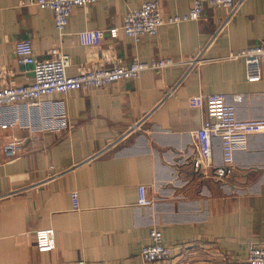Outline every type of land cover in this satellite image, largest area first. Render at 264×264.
Listing matches in <instances>:
<instances>
[{
	"label": "crops",
	"instance_id": "crops-1",
	"mask_svg": "<svg viewBox=\"0 0 264 264\" xmlns=\"http://www.w3.org/2000/svg\"><path fill=\"white\" fill-rule=\"evenodd\" d=\"M35 1L0 0V69L11 72L4 82L31 79L30 68L14 61L16 42L29 40L37 61L49 59L58 42L51 15ZM146 1L107 0L74 9L59 46L69 57L66 73L127 65L134 58H170L174 66L60 97L65 131L0 130V264H140L152 228L174 249L171 264H233L250 247H264V135L250 137L246 150L235 153L229 176L205 178L192 167V134L204 114L187 104L198 94L241 95L238 120H264V63L262 79L248 83L241 61L223 60L264 38V0H243L222 29L224 10L204 5L201 20L163 26L136 46L122 32L98 48L79 44L78 32L118 28L129 10ZM157 1L166 17L191 8L190 0ZM139 122L138 131L117 141ZM13 138L23 141V151L8 159L3 147ZM212 152L218 165L216 140ZM139 185L147 188L151 206L137 204ZM49 228L55 249L40 254L35 232Z\"/></svg>",
	"mask_w": 264,
	"mask_h": 264
},
{
	"label": "built area",
	"instance_id": "built-area-1",
	"mask_svg": "<svg viewBox=\"0 0 264 264\" xmlns=\"http://www.w3.org/2000/svg\"><path fill=\"white\" fill-rule=\"evenodd\" d=\"M104 1L107 0L35 1L38 9L51 15L58 42L49 51L50 58L45 61L35 60L29 40L15 43L14 61L19 66L30 68L31 79L24 84L4 82L11 72L0 69V130L18 128L37 134L65 131L69 128V122L64 100L61 98L69 93L79 90H103L120 81L135 80L143 71L160 72L175 65L170 58L160 57L148 62L134 58L127 65L117 63L109 68L102 65L82 69L76 75L68 76L66 70L70 65L69 57L59 47L62 37L65 36L68 19L74 9ZM190 2L191 8L188 13L166 17L157 0H148L138 8L129 10L124 15L120 27L83 30L76 36L81 46L98 48L104 38L114 41L119 32H122L136 46L144 37L155 38L163 26H178L184 22L201 20L204 5L224 10L225 15L219 26V29H222L233 19L243 0H190ZM201 53L185 64L186 70L198 63ZM223 60L241 61L246 82H259L262 79L264 63V38L255 45L228 52ZM104 61L110 62V59L105 58ZM183 77L184 75L173 90ZM241 100V95H234L229 100L225 94H198L188 98V107L200 110L204 114L200 127L192 134L194 148L192 167L205 178L221 181L229 176L234 169L235 153L246 150L250 137L264 135V120H238L236 104ZM139 128L140 122L128 128L117 141L138 131ZM215 140L219 144L221 154L218 165L214 163L212 152ZM117 141L106 148H112ZM22 151L23 141L16 138L8 141L3 147L4 156L8 159L18 157ZM146 190L145 186L137 187V204L141 207L152 205V200L147 198ZM70 199L73 210L77 211L79 209L77 192H72ZM34 239L35 249L40 254L55 249V233L51 228L37 230ZM148 240V244L140 252V264H171L174 249L165 244L162 233L152 228ZM77 264L87 263L80 260ZM233 264H264V247H250L245 258Z\"/></svg>",
	"mask_w": 264,
	"mask_h": 264
}]
</instances>
